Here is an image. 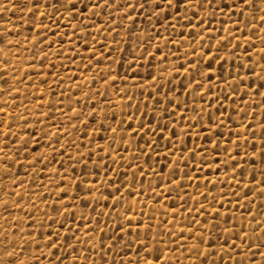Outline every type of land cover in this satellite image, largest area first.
Segmentation results:
<instances>
[{
    "label": "rangeland",
    "instance_id": "rangeland-1",
    "mask_svg": "<svg viewBox=\"0 0 264 264\" xmlns=\"http://www.w3.org/2000/svg\"><path fill=\"white\" fill-rule=\"evenodd\" d=\"M74 2H76L77 9L82 7L80 0H74ZM120 2L122 3L123 0H120ZM256 3L259 4V0H256ZM22 4L23 0H10V2L8 0H0V8L7 7V11H0V32L5 29H9L12 32V35L8 36V39L12 41V45L5 46L3 43H0V107H4L5 103L7 104L4 113L0 114V121L5 122L0 124V147H3L5 134L9 138V149L18 145L21 137L28 139L30 135L38 138L39 144L29 141L27 160L24 159L22 154L18 157L20 163L14 164L12 170L7 175H4L2 171L6 166L0 165V233L13 229V224L16 223L12 219L13 217L20 220V228L32 230L33 235H36L37 231L43 233L49 230L48 217L52 216L53 220L57 223H53L50 230L61 233L60 236L56 237L57 240L62 241L63 234L68 232V229H71V232H68L69 235L75 232L76 236L86 242L84 244H75L77 248L76 253H72L71 250L64 253L59 248L53 249L52 251L56 253L51 257L53 264H55L57 256L64 257L63 264H72L73 256L76 257L75 264H93V261H95V264H101V256H104L108 264H121V262L127 264L128 259L135 255V248L137 247L135 244L128 246V241L132 240L133 237H126L124 243H117L116 248L112 249L107 255H104L105 250L99 247L101 239L105 245L111 242L113 232L124 236V233L120 232L116 225L119 223L127 227L121 219V215H119L125 213V209L127 208L129 210L128 214L131 215L134 212L136 219H139L141 223H148L149 216L152 217L150 223L153 226L159 221L160 228H153V232H166L169 223L172 231H175L177 236H179L181 231L184 232L181 241L185 247L182 250L178 249L177 245L171 243L170 236L163 237L168 248L177 249L176 251L167 252L171 264H199V261L203 257L188 255V248L196 243L194 239L196 235H204L205 239H207L208 229L205 227L203 232H197L193 217L207 225L210 223V217L216 215L213 212V208H215L220 214L217 220H219L221 229L225 227L231 228L233 224L236 229H239L243 225L246 232L249 231L251 221L249 213L255 215L257 221L264 217V197L258 195L261 190L258 181L262 178L260 172L264 170V165L261 164L258 158L252 157L251 153L253 149L249 145H244L243 136L240 138L241 147L239 149V156H236V159L244 168L245 174L243 178L236 176L233 179L232 168L227 166H222L220 172H216L215 167L210 163L201 165L199 170H197L193 166V161L199 163L198 155L189 159V167L184 168L183 159L174 161V158L181 156L180 149L182 145H178L168 155L167 160L164 159V148L159 147L158 153H154L150 158H147V164H145L146 158L138 156L137 153L136 165L141 166L144 172L143 177H141L140 171H135L136 165L129 167V164L132 163L129 157L136 153L137 142L143 145L145 140H149V137L145 135L144 139H141L139 134L135 137H130L129 132L132 130L121 131V129L127 128V119L121 115L122 101L120 100V96L115 94L116 90L108 87L101 78L105 75L107 67V61H104L101 55L103 52L101 45L107 46L111 44V38L103 31V25L105 22L112 24V20L108 19L106 13H101L99 17H94V19L99 21L98 27L101 31L98 33L90 27L88 29L90 34L87 35V39L85 40V32L79 19L73 20L68 13L61 10V15L52 16V20L58 21L59 26H57L49 20L48 15L40 17L39 12L45 11L41 7L39 12H36L35 16L30 20L31 14L28 13L27 8L20 11L18 8L13 7V5ZM47 12L51 13L52 9H47ZM85 13H87V9H85ZM112 15L116 17L117 13L113 11ZM199 15L204 16V13H199ZM254 15L257 17L255 21V36L252 37L255 48L248 49L251 52L252 61H249L244 54V49L247 45L245 40L240 36L239 30L233 32V37L239 38L238 42L240 44V47L235 48V53L232 54L230 52V49L237 43V39L233 37H229L228 40L224 41L228 47L221 49L219 52V57L224 58L222 61L225 68L223 75H227L228 71H231L233 77L236 73H239V76L243 80V83L237 87L235 94L226 85L218 82L216 75H213L212 78L211 92L204 95L203 100H200L198 95L194 97L185 91L184 86L187 85L190 77L184 68H179L180 64H184L185 67L189 66L184 57L185 51H188L190 46H194L196 47L197 54H199L202 52L203 47L209 44V38L205 33L201 32L200 35L205 36V39L202 45L196 46L199 42V37L196 36V32L198 31L196 25L199 23L197 18H193L192 25L189 26H184L187 24L186 20H181L179 24H176L175 20L170 19V23L176 24L174 32L172 29L165 31L164 22L161 20L159 27L147 30L148 34L151 35V41H149L148 35L139 31V29L145 27V25L140 23L143 18L135 17L134 15L137 26L132 29L131 39L127 33V27L123 31H120L117 39L121 41L120 46L122 48L125 43L131 48L132 43L142 42L143 47L136 49L137 54L143 52L144 47L148 51L143 53L144 59L140 60L137 64H133L132 69L129 70L128 76L130 79L127 81V84L121 85L120 81L117 80V86L127 87L129 94H134L140 101L145 99L148 91H152L153 96L160 99L161 107L167 103L162 94L168 92V97L173 101L172 104L167 105L169 111H172L175 103L180 101L181 108L176 110L172 119L179 121L176 127L178 135L181 127L188 130L190 124L195 125L188 131V135L184 137L188 148L203 146L202 135H199L200 128L201 125L207 122L210 115L213 117V125L211 127L216 130V134L212 139H219L221 146H226L229 151H232L234 147L232 141L237 140V132H243L245 127L251 125L252 128L256 129V136H252L250 133H245L244 135L248 136L250 142H255L258 148L260 143L257 139L259 136V125L262 117H264V103H262L264 96H261L259 93H264V88L260 87L264 81L260 80L256 75L248 74V69L244 67V65H250L253 61H259L260 37L264 36V32H261L262 25L259 21V12L257 11ZM77 16H79V13H77ZM248 18L251 20V15ZM206 19L211 21V23L207 24V27L215 30L219 36H226L225 29L229 28L242 29L244 36L250 35L251 25L249 28H245L243 24L244 17H241L240 22L233 23L227 20V16L221 17L217 12L215 18L209 14ZM154 20L155 18H153V22ZM221 21H224V23L221 24ZM233 21H235V17H233ZM84 23H88V21ZM128 23V21H125V26ZM37 24H40L39 29L37 28ZM74 28L76 29V35H73ZM38 31L39 42L37 43ZM157 31L160 33V37L155 35ZM189 32H192V37L188 36ZM64 33H67V35H63ZM77 36L80 37L79 41L77 40ZM165 36H168L172 42H166L163 39ZM93 37L96 40L94 47L101 50L95 53L90 64L88 57L92 54ZM229 40L231 43H229ZM85 44L88 45V51L85 50ZM211 44L215 45L216 40H211ZM155 46L160 48V53H157L156 58L153 59L151 71L153 75L159 76L161 69H163V78L157 84L150 85L151 77L147 76L146 67H141L140 65H146L149 59L148 53H155ZM177 47H179V52H177ZM169 50H171V54L164 61L163 56L168 54ZM209 52L214 53L215 48H209ZM111 55L113 58H118L117 52H113ZM97 57H100L99 64L96 63ZM188 59H191L193 63L196 62V56H193L190 51H188ZM206 63L207 58H204L200 64V69H203ZM237 65H240V67H237ZM112 67H116V65L113 64ZM219 67L220 65H217L213 61L211 71L216 73ZM137 69L138 75L132 76V72L137 71ZM176 69H179V75L176 74ZM205 70L207 71V69ZM120 71L123 74L124 68L120 67ZM254 71L264 76V71L261 70V67H255ZM134 83L137 85L136 88L132 87ZM141 84L144 86L143 91L145 95H140ZM249 84H251L250 90L247 87ZM207 85L208 81H203L200 91H206ZM157 86H160L159 94L154 91V88ZM169 87H171L172 91H168ZM98 93H105V95L101 97ZM224 96H228L229 99L225 100ZM109 99L115 105L114 107L108 103ZM210 99L212 107L207 106V102ZM77 100H79V103H77ZM194 100L196 112H199L201 105L205 107V112L200 113V122L196 123L195 120L180 121L179 116L183 112L185 104L188 107V111L183 114L187 117L195 115L192 111ZM233 100L235 103H232ZM135 102L134 99L133 103ZM147 102L149 106L153 104L152 99H148ZM93 108L96 109L95 120L87 115ZM128 111L131 112L132 109L129 108ZM144 111L146 113L145 118L147 119L150 109ZM108 113L115 114L116 120L124 119L125 123L117 125L116 120L109 118L104 123L106 125L111 124L112 127L108 128L107 133H105L103 129H99V124L101 117ZM77 114H79V119L74 118ZM136 115L139 117L140 112H137ZM162 115L163 119L160 120V123H168L167 113H163ZM9 116L14 118L11 128L6 127V124L10 122ZM25 119L27 123L24 122ZM220 121H222V126L216 129V124ZM131 123L134 130L139 120H134ZM155 123L156 117L153 116L152 124L148 125V128L152 129ZM168 127L170 129L172 125L169 124ZM112 128H117L115 135L112 132ZM155 131L159 133L161 130L155 129ZM207 131L208 129H205V132ZM121 135L131 140L130 147L124 143H117ZM164 135L169 136L170 132L165 131ZM151 139H155V137L153 136ZM49 141H52L51 146H49ZM66 142L71 143L72 146L68 147ZM171 143H175V141ZM160 144H165V141L161 139ZM61 145H65L63 155L52 151L53 147L59 150ZM126 147L128 150L120 153L124 156V160L121 161L112 149H124ZM104 149H108L107 159L97 161L98 156H105ZM143 150L144 152H148L146 147ZM6 151L9 156H15V153L11 150ZM217 151H220V149H217ZM245 151L248 152V156H245ZM89 153H91L92 161H97L98 165H106L113 170L118 169V172L110 171L107 173V177H105L103 175L104 167H98L95 171L100 174L88 175V171L93 170L92 163L86 159L77 163V160H79L80 154L87 156ZM69 156L72 159H69ZM113 156H116V163H111ZM45 157L49 159L54 158V162L48 164L44 159ZM241 157L244 159L241 160ZM36 158L39 159V162H36ZM219 159L226 160L227 158L224 154H221ZM154 160L156 163H153ZM245 161L248 162L245 163ZM173 162H176L179 168L187 171L192 180L188 181L185 179L180 187L176 186L175 181L169 182L166 180L164 174L160 173V167L164 165V173H167V165ZM85 164H87V169H85ZM148 165L152 166L151 169L148 168ZM225 167H227V177L224 175ZM53 168L57 169L55 173L52 172ZM153 170L157 173L156 175H153ZM253 173L255 174L256 182L252 183L250 190H248V195L251 197L249 201L243 196V192L245 191L244 184L251 180ZM180 175L182 173L178 172L177 179H179ZM81 177H84L85 184L90 181H96L97 187L100 188L104 195L96 193L95 195L99 199L94 200L92 196H87V192H79V198H76L79 191L76 184ZM132 177L135 178L134 183L131 182ZM109 179L112 180V184L108 183ZM13 180L18 182L14 188L12 187ZM141 180H143V183H141ZM205 180L210 182L205 184ZM213 180L216 181L215 187L211 183ZM19 181H22V183H19ZM237 181H239L238 187ZM100 182H103V187H101ZM198 183L199 186L197 187ZM120 184H124V187H121L120 191L116 192L115 186ZM230 184L232 185L231 189L229 188ZM135 189H142V191L137 193ZM206 189H211V196L204 198L197 195V193L203 194ZM61 190L66 193L62 198L60 197ZM10 192L20 194V209L13 207L12 201L16 197L9 196L8 193ZM108 192L113 193V197L107 199V206H105L104 196ZM233 192L240 195L239 201L232 195ZM185 193L188 195H185ZM221 194L225 196L223 201H221ZM86 196L87 198L85 199ZM213 197H215V201H218V203H213L209 207L205 199L210 201ZM61 199L67 204L68 211L61 206ZM194 200L198 201V203L195 204V207H192ZM4 201H7L8 204L7 212L2 206ZM33 203L35 207L32 206ZM114 203L115 209L111 207ZM201 204H203L208 218L196 215L197 209H199ZM53 205L63 212L64 215L60 216L53 213ZM85 205L88 206L86 207ZM93 205L95 206V211H93ZM181 205H183V212L179 211ZM240 205H245L246 209ZM174 210L175 219L173 218ZM29 211L32 219L35 221V223H30V227L29 224L24 223V221L28 220L25 212ZM73 213L74 218L72 216ZM97 213L101 214L99 216V225H97ZM104 213H108V215L105 216L103 215ZM141 213H144V215L141 216ZM242 213L243 215H241ZM81 216L85 219L82 220ZM189 221H192V233L188 232ZM59 222H64L66 227L60 228ZM41 225L43 226L41 227ZM134 225L135 220L133 221ZM86 228L92 229L90 232L92 237L91 243L97 245L94 254L91 251L90 244L87 243ZM100 228L104 229L103 235L99 231ZM257 232H259V229ZM249 234L251 235L250 232ZM213 235H219L221 237L220 243H222L226 233L223 231H213ZM2 238L0 236V239ZM157 239L159 240L161 237L157 236ZM17 242L19 243L20 241ZM72 243H75V240ZM231 243L232 241L229 240V244ZM236 244L238 247H243L240 245L239 239L236 240ZM159 246L164 247L165 245L161 243ZM212 247L216 255L205 260V264H214L217 261L219 264H233V260L227 256L224 257L223 261L219 260L222 250L218 244H213ZM227 247L228 245H225V248ZM207 248V244H201L199 251L205 252ZM85 249L89 250L86 261L82 259ZM40 251L44 252V258L40 260V264H49L47 258L49 249L44 248L42 242ZM40 251H35L34 247L30 245L28 252L21 255L20 259L24 260L25 264H31L32 256H40ZM261 251H264V249H261ZM233 255L235 256L234 253ZM242 259L247 264L245 257L235 256L236 261ZM259 259L260 257L257 256V261Z\"/></svg>",
    "mask_w": 264,
    "mask_h": 264
},
{
    "label": "snow or ice",
    "instance_id": "snow-or-ice-1",
    "mask_svg": "<svg viewBox=\"0 0 264 264\" xmlns=\"http://www.w3.org/2000/svg\"><path fill=\"white\" fill-rule=\"evenodd\" d=\"M10 2V0H8ZM80 3L82 4V7L77 9L76 2L74 0H23L22 5H13V7L18 8L20 11H23L24 8H27L28 13H30L29 19L31 20L36 12H39V9L43 7L45 9L44 12H39L40 17H43L45 15H48L49 20L59 26V23L57 20H52L53 15H61V10L63 12H66L69 14L71 19L76 20L79 19L80 24L83 25V29L85 32L84 39H87V35L90 34L88 32V29L91 27L95 29L98 33L101 31V29L98 27L99 21L94 19V17H99L101 13H106L108 19L112 20V24H108L107 22L103 25V31L107 33V36L111 38V44H108L107 46L101 45V48L103 49V52L101 53L102 58L104 61H107V67L105 69V75L101 77L105 84L108 87H111L116 90L117 95L120 96V100L122 101L121 104V115L126 117L127 119V128L121 129L122 132L132 130L129 132L130 137H135L137 134L140 135L141 139H144L145 135L149 137V140H145V143L143 145H140L139 142H137V149L136 153H134L132 156L129 157L131 160V164H129V167H132L133 165H136V160L138 156L145 157V164H147V158H150L154 153H158V148L163 147L164 148V159H168V155L177 148L178 145H182L181 156L174 158V161H179L181 159L184 160V168H188V160L191 159L194 156H199V163H196L193 161V166L199 170L201 165L204 164H211L215 167L216 172H220L222 166H227L232 168L233 173V179L236 178V176H239L241 178L244 177V168L243 165L236 159V156H239V149L241 147L240 144V138L243 136V143L244 145H249L253 151L251 153L253 158H258L261 161V164L264 165V117L261 119V123L259 125V147L257 148V145L255 142H250L247 135H244L245 133H250L252 136H256V129L252 128L251 125L245 127L243 129V132H237V140L232 141L233 149L232 151H229V149L226 146H221L219 139H212V137L216 134V130L213 129L211 126L213 125V117L210 115L208 117V120L205 124L201 125L200 133L199 135H202L204 144L203 146H194L193 148H188L186 142L184 141V137L188 135V131L191 130L192 127L195 125H189L188 130H185L183 127H181L179 135L177 134L176 127L179 121L173 120L172 117L175 115L176 110L181 108V102L177 101L172 109V111H169L168 104H172L173 101L171 98L168 97V92H164L162 95L164 99L166 100V104H164L162 107L160 99L158 97H154L152 91H148L145 95L143 91V84L140 85L141 92L140 95H145V99L143 101H140L138 97H136L134 94L130 95L127 87H118L117 86V80L120 81L121 85H126L127 81L130 79L128 76V72L130 69H132L133 64H137L140 60L144 59V52H147L148 49L146 47L143 48V52H140L137 54L136 49L138 47H143L142 42H134L132 43V47L129 48L128 44L125 43L124 47L122 48L121 41L117 39V37L120 34V31H123L125 27H127V33L129 35V38L131 39L132 36V29L137 26V21L134 18L135 17H142L143 19L140 21L141 24L145 25L144 28L139 29V31L144 32L145 35H148L149 41H151V35L148 34V29L159 27L161 24V20H163L165 25V31H168V29H172L173 32L176 29V24H179L181 20H186L187 24L184 26L192 25L193 18H197L199 20L198 25H196L198 31L196 32V36L199 37V42L196 46H200L203 43V40L205 39V36H201L200 33L203 32L206 34V36L209 38V44L204 46L202 49V52L197 54L196 47L190 46L188 51L192 53L193 56H196V62L193 63L191 59H188V51H185L184 57L189 65L188 67H185L184 64H180L179 68H184L185 72L188 73L190 79L188 80L187 85L184 86L185 91L189 92L191 95L199 96L200 100H203L204 95L211 92L212 90V84H213V75H216V80L224 85H226L228 88L231 89V91L235 94L237 92V87L239 84L243 83V80L239 76V73H236V75L233 77V74L231 71H228L227 75H223L225 72V68L223 66L222 61L224 60L223 57H219V52L223 48H227L228 45L224 43L225 40H228L229 37H233V32L236 30L240 31V36L245 40V43L247 47L244 49V54L247 56L249 61H252V55L251 52H249V48L254 49L255 45L252 42V37L255 36V21L257 17L254 15L257 11L259 12V21L262 25L261 32H264V0H259V4L256 3V0H123L121 3L120 0H80ZM51 8L52 12L48 13L47 9ZM85 9H87V13H85ZM99 9V11H97ZM227 10V11H225ZM0 11H7V7L0 8ZM115 11L117 13L116 17H113L112 13ZM217 12L221 17L227 16V20L229 22L238 23L240 22L241 17H244L243 24L245 28H250V35L244 36V32L242 29H225L227 35L226 36H219L218 33L207 27V24L211 23L210 20H207V15H211L213 18L216 17ZM77 13H79V16H77ZM199 13H204V16H200ZM134 14V15H133ZM251 15V20H249V16ZM233 17H235V21H233ZM153 18H155L153 22ZM175 20L176 24L170 23L169 21ZM85 21H88V23H84ZM128 21V25L125 26L124 22ZM28 22V21H25ZM224 21H221V24H223ZM37 28H40V24H37ZM12 35L11 30L5 29L4 31L0 32V43H3L5 46L12 45V41L8 39V36ZM63 35H67V33H64ZM73 35H76V29H73ZM157 37H160V33L157 31L155 33ZM171 35V34H169ZM189 37H192V32L188 33ZM237 39V43L230 49V52L232 54L235 53V48L240 47V44L238 42L239 38L233 37ZM80 37L77 36V40L79 41ZM163 39L170 43L172 42L168 36L163 37ZM211 40H216V44L212 45ZM261 40V48H260V56L259 61H253L250 65H244L248 69V74L256 75L260 80L264 81V76H261L259 73H256L254 71L255 67H261V70L264 71V36L260 37ZM37 43L39 42V31L37 32ZM229 43L231 41L229 40ZM93 49L91 50V55L88 57L89 63L91 64L92 58L95 56V53L97 51H100L101 49H96L94 46L96 44L95 37H93L92 40ZM114 45V47H113ZM152 46V45H150ZM209 48H215V52H209ZM85 50L88 51V45L85 44ZM117 52L118 58H113L111 53ZM177 52H179V47H177ZM160 53V48L158 46H155V53H148L149 59L146 62V65H140L141 67H146L147 76L151 77L150 85L151 84H157L160 79L163 78V69H161L160 75H153L151 68H152V61L156 58V54ZM126 54V55H125ZM171 54V50H169L168 54H165L163 56V60L166 61L168 59V55ZM219 57V58H218ZM178 58V57H177ZM204 58H207V63L204 64V68L200 69V64ZM75 59V57H73ZM215 61L217 65H220V67L217 69V72L214 73L211 71L212 69V63ZM7 63V61H5ZM96 63H100V57L96 58ZM115 64L116 67H112V65ZM120 67L124 68L123 74H121ZM237 67H240V65H237ZM199 69V70H198ZM207 69V71L205 70ZM219 73V74H217ZM176 74L179 75V69H176ZM138 75V69L137 71L132 72V76ZM231 78V79H230ZM70 79H72L70 77ZM147 79V77H145ZM208 81L207 89L206 91H200L202 87V82ZM170 84V81H169ZM133 88H136L137 85L134 83L132 85ZM248 89H251V84H249ZM261 88H264V83L260 85ZM91 91V89H90ZM154 91L156 93H160V86H157L154 88ZM168 91H172L171 87H169ZM261 96H264V93H259ZM87 95V94H85ZM99 96L103 97L105 93H98ZM126 98V99H125ZM135 99V103H133V100ZM148 99L153 100V104L149 106ZM225 100H228V96H224ZM77 103H79V100H77ZM109 104H112L114 107L115 105L113 102L109 99ZM232 103H235L233 100ZM264 103V101H262ZM208 107H212L211 99L207 102ZM7 107V104L5 103L4 107H0V114L4 113L5 108ZM131 108L132 111L129 112L128 109ZM150 109V114H147V119L145 118L146 113L144 110ZM188 111V107L185 104V107L183 109V112H181L179 116L180 121H188V120H195L196 123L200 122V113L205 112L204 105L200 106L199 112H196V106H195V100L193 101L192 111L195 113L192 117H187L183 113ZM140 112V116L137 117L136 113ZM159 113V115H158ZM163 113H167L168 115V123L161 124L160 120L163 119ZM63 114V112H62ZM89 117H91L93 120L96 119V109L93 108L92 111H90L87 114ZM224 115V113H222ZM153 116L156 117V123L153 125L152 129L148 128V125L152 124V118ZM75 119H79V114L74 116ZM111 118L112 120H116L115 114L108 113L107 115L101 117V122L99 124V129H103L105 133H107L108 128L112 127L111 124H105L104 121ZM230 118V117H229ZM139 120V123L137 124L136 129H132V121ZM219 119V118H217ZM9 121L6 124L7 128L12 127V123H14V118L9 116ZM27 123V120L24 121ZM5 123L4 121H0V124ZM125 123L124 119L116 120L117 125H122ZM171 124L172 127L169 129L168 125ZM222 126V121L216 124V129ZM73 127H75L73 125ZM97 129V130H99ZM155 129H160L161 131L157 133ZM205 129H208L207 132H205ZM117 131V128H112V132L115 135ZM168 131L170 132L169 136H165L164 132ZM231 135V133H230ZM155 137V139H151V137ZM222 138V134H221ZM8 136L5 134L4 136V143L3 147H0V165H5L2 169L3 174L7 175L9 171L12 170L14 164H19L20 161L18 157H20L23 154V157L25 160H27L28 156V148H29V141H32L36 144H39L38 138L35 136L30 135L28 139H25L23 137L20 138L18 145L12 147L9 149L8 144ZM163 139L165 141V144L161 145L160 141ZM175 141V143H171ZM117 143H124L131 146V140L126 139L123 135L119 137L117 140ZM52 141H49V146H51ZM171 144V146H169ZM66 145L68 147H71L72 144L69 142H66ZM211 145V147H209ZM65 145H61V148L57 150L56 148H52L53 152H56L59 155H63V148ZM110 147V145H109ZM148 149V152H144V148ZM217 149H220V151H217ZM6 150H11L15 153V156H9L7 154ZM128 148L124 149H112L113 152L119 156V159L121 161L124 160V156L121 155V152H126ZM35 151V149H33ZM105 152V156L103 157H97V161L105 160L107 159V151L108 149L103 150ZM138 153V156H137ZM209 153H211L209 155ZM235 153V155H233ZM221 154H224L226 156V160H220L219 156ZM245 156H248V152L245 151ZM48 164H52L54 162L53 159H49L48 157L44 158ZM69 159H72L71 156H69ZM88 160L93 165V170L88 171V175H97L100 174L99 172L95 171L98 167H104L103 175L107 177V173L110 171H117L113 170L106 165H98L97 161H92L91 153H89L87 156L84 154L79 155V160H77V163L83 160ZM241 160L244 158L241 157ZM36 162H39V159L36 158ZM116 156L112 157L111 163H116ZM231 162V163H229ZM248 161H245L247 163ZM153 163H156L154 160ZM151 165H148V168L151 169ZM164 165H161L160 167V173L164 174V178L168 180L169 182L175 181L176 186L180 187L184 180L187 179L188 181L192 180V177L188 175L187 171H184L183 168H179L178 164L176 162L170 163L167 165L168 171L167 173H164ZM227 167H225L224 175L227 177ZM85 169H87V164H85ZM18 170V169H17ZM57 169L53 168L52 172L55 173ZM75 171V169H73ZM135 171L141 172V177H143L144 172L142 171V168L140 165H136ZM178 172L182 173L180 175L179 179H177ZM157 173L155 170H153V175H156ZM127 175V174H125ZM261 180L258 181V184L261 186V190L258 193V195H261L264 197V170L260 172ZM135 182V178L132 177V181ZM210 181L205 180L204 183L208 184ZM255 174L253 173L251 180H249L248 183L244 184L245 191L243 192V196L246 200H251V197L248 195V190H250V186L252 183H255ZM17 181H12V187L14 188L17 185ZM19 183H22V181H19ZM63 183V181H61ZM109 184H112V180H108ZM141 183H143V180H141ZM213 187L216 185V181H211ZM101 187H103V182H100ZM77 189L79 190L77 193V197L79 198V192H87V196H92L94 200H98L99 197L96 196V193H100V195H104L103 192H101L100 188L97 187L96 181H90L89 183H84V177H81L80 180L76 184ZM199 186V183L197 184V187ZM239 186V181H237V187ZM59 187V185H57ZM116 192L120 191L121 187H124V184L116 185ZM232 185H229V188L231 189ZM137 193L142 191V189H135ZM9 196H15L16 199L12 201L13 207L16 209L21 208L20 203V194L19 193H8ZM66 193L61 190L60 197L62 198ZM185 195H188L185 193ZM197 195H200L204 198L211 196L212 192L211 189H206V191L201 194L197 193ZM236 197V200L239 201L240 195L237 193H232ZM85 197V199L87 198ZM113 197V193L108 192L107 195L104 196L105 200V206H107L106 201L109 198ZM225 199L224 194H221V201ZM205 202L209 204V207L213 203H218V201H215V197L212 198V200L205 199ZM198 203V201L194 200L193 206L195 207V204ZM2 206L4 207L5 211H8V204L7 201H4ZM35 207V204L32 205ZM61 206L68 211V206L66 203H64L61 199ZM86 207L88 205H85ZM242 208L246 209L245 205H240ZM113 209H115V203L111 206ZM93 211H95V206H92ZM179 211L183 212V205L180 206ZM52 212L56 215L63 216L64 213L61 212L58 208L53 205ZM129 210L126 208L125 213L119 214L121 215V219L124 221V223L127 225V227L124 226V224H117L116 227L119 228L120 232L124 233V236H121L117 232L112 233L111 242L108 245H105L103 243V240L99 242V247L105 250L104 255H107L109 252L112 251V249L116 248L117 243H124L126 237H133L132 240L128 241V246H131L132 244H135L137 247L135 248V255L128 259L127 264H171L170 258L167 255V252L169 251H176L175 248H168L167 243L163 240L164 236H170L171 237V243L177 245L178 249H184L185 245L181 241V238L184 236V232L181 231L179 233V236H177L175 231H172L171 225L169 223L168 230L164 233L159 232H153V228L159 229L160 228V222L158 221L156 225H152L150 223L152 217L149 216L148 223H141L139 219H136L135 213L133 212L131 215L128 214ZM213 212L216 213L215 216L210 217V223L207 225L203 224L201 220L195 219L193 217V220L196 225V231L197 232H203V229L207 227V239H205L204 235H196L194 239L196 240V243L192 244L190 248H188V255L190 256H196V257H203L199 261V264H205V260H207L211 256H215L216 252L213 249V244H218L220 249L222 250V255H220L219 260L223 261L224 257L227 256L229 259L233 260V264H245V260H235V256H243L246 258L247 264H264V251H261V249H264V217H262L261 220L257 221L256 216L249 213L251 216L250 221V227L249 231L246 232L243 225L239 229L235 228V225L231 228L225 227L221 229L219 220H217V217L220 215L218 210L213 208ZM25 215L28 217L27 221H24V223L29 224L35 223V221L32 219L31 213L25 212ZM101 214L97 213V225H99V216ZM103 215L107 216L108 213H104ZM144 213H141V216H143ZM197 216L206 217L208 218V214L204 211L203 204L200 205L199 209H197L196 212ZM243 215V213L241 214ZM74 218V213L72 214ZM173 218L175 219V210L173 213ZM16 223L13 224V229H10L8 232L0 233V236L3 238L0 239V264H25L24 260L20 259L21 255H24L28 252L29 246H33L35 251H40L41 249V242L43 243V247L46 249H49L48 253V261L49 264H53L51 257L55 255L56 253L52 251L53 249H61L64 253L71 250L72 253L77 252V248L75 244H84L86 242L82 241L78 236H76L75 232H72L71 235L68 234V232H71V229H68V232L63 234L62 241L57 240L56 237L60 236L61 233L59 231H51L53 223H57L53 220L52 216L48 217V225L49 230L45 231L43 233H40L37 231L36 235H33L32 230H26L24 228L19 227L20 220H18L16 217L12 218ZM22 219V218H20ZM81 219L84 220L85 218L81 216ZM135 220V225L133 226V221ZM227 223V221H225ZM7 223V218H6ZM106 223V222H105ZM43 225H41L42 227ZM60 228H65L66 225L64 222H59ZM259 229V232L257 230ZM92 229H85V235L88 236L87 243L91 246V251L94 254L95 249L97 245L95 243H91L92 237L90 235V232ZM99 231L103 235L104 229L100 228ZM213 231L215 232H221L223 231L226 233V235L223 238V242L220 243L221 237L219 235H213ZM188 232L192 233V221L188 222ZM251 233V235L249 234ZM157 236H160L161 239H157ZM15 237V239H13ZM239 239L240 245L243 247H238L236 244V240ZM75 240V243H72V241ZM229 240L232 241L231 244H229ZM17 241H20L19 243ZM258 241V242H257ZM161 243H164V247H160L159 245ZM201 244H207L208 248L205 252H200L199 247ZM225 245H228L227 248H225ZM88 249H85L84 253L82 254V259L87 260L88 259ZM235 254V256L233 255ZM257 256L260 257L259 261H257ZM44 258V252L40 251V256L33 255L31 258V264H40V260ZM63 256H57V259L55 261V264H63ZM76 257L73 256L72 264H75ZM93 264H95V261H93ZM101 264H108L107 260L104 258V256H101ZM123 264V262H121ZM214 264H219V262H214Z\"/></svg>",
    "mask_w": 264,
    "mask_h": 264
}]
</instances>
